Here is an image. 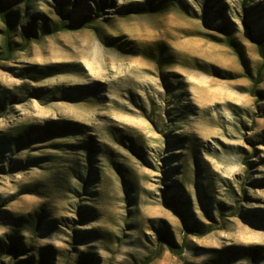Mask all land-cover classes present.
I'll use <instances>...</instances> for the list:
<instances>
[{
	"label": "rangeland",
	"instance_id": "rangeland-1",
	"mask_svg": "<svg viewBox=\"0 0 264 264\" xmlns=\"http://www.w3.org/2000/svg\"><path fill=\"white\" fill-rule=\"evenodd\" d=\"M4 1L0 264H264V0Z\"/></svg>",
	"mask_w": 264,
	"mask_h": 264
},
{
	"label": "trees",
	"instance_id": "trees-1",
	"mask_svg": "<svg viewBox=\"0 0 264 264\" xmlns=\"http://www.w3.org/2000/svg\"><path fill=\"white\" fill-rule=\"evenodd\" d=\"M245 5H246V8H247V2H245ZM0 13H1V17L3 18V20L5 21L6 25H7V31H6V41L10 38V21H8V18H7V15H6V3L4 0H0ZM66 21H65V18L63 17V20H62V23H60V26H58V30L59 31H63L64 29H80L82 27H84L85 24H88V20H85L82 24H80L79 26H75V27H68L65 25ZM31 32H28L27 34V40L30 39L31 37ZM25 40V41H27ZM258 44V47H259V51H260V54L263 58V63H262V69L264 68V51L262 50V42H257ZM25 44L23 43V46ZM5 47H6V50H7V55H10L11 56V49H10V46L7 44V42L5 43ZM15 51V50H14ZM242 58V57H241ZM243 60V58H242ZM247 70V69H246ZM261 72L262 70H259L258 71V75L255 79L256 80H260V76H261ZM253 78V77H252ZM160 242L163 243L164 245H166L168 247V249H170V251H172L174 254L176 255H180V252H176L175 250V245L173 243V240L169 237V236H161L159 238ZM153 260V257H147L143 260V262L141 264H150Z\"/></svg>",
	"mask_w": 264,
	"mask_h": 264
}]
</instances>
